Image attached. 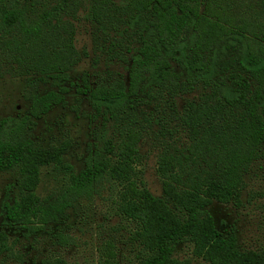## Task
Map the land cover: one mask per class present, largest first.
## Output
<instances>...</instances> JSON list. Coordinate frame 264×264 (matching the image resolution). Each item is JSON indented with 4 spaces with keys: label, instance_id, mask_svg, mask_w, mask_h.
Returning <instances> with one entry per match:
<instances>
[{
    "label": "trees",
    "instance_id": "trees-1",
    "mask_svg": "<svg viewBox=\"0 0 264 264\" xmlns=\"http://www.w3.org/2000/svg\"><path fill=\"white\" fill-rule=\"evenodd\" d=\"M79 1L61 0L37 17L17 1L0 0V44L21 56L35 53L34 69L47 86L33 95L27 115L0 121V174L23 170L38 151L26 132L29 123L72 96L86 100L105 121L123 120L125 130L120 139L93 151L66 185L43 200L27 195L26 183H21L18 195L3 205L5 219L36 234L64 223L82 199L93 198L110 181L130 182L125 147L142 131L137 110L154 101L157 111L161 103L169 106L186 143L177 147L176 140L161 157L170 182L162 196L144 191L150 214L158 215L157 226L161 223L140 264H175L182 244L215 264H253L235 229L226 234L218 230L207 207L220 193L240 203L245 177L263 156L264 0L247 16L233 13L231 0H90L97 42L102 38L101 49L106 48L109 58L127 66L126 75L96 83L86 73L74 75L81 59L75 34L59 17L63 5L73 8ZM194 93L182 109L177 107L178 97ZM129 206L138 211L134 202ZM1 249L12 251L5 240Z\"/></svg>",
    "mask_w": 264,
    "mask_h": 264
},
{
    "label": "rangeland",
    "instance_id": "rangeland-1",
    "mask_svg": "<svg viewBox=\"0 0 264 264\" xmlns=\"http://www.w3.org/2000/svg\"><path fill=\"white\" fill-rule=\"evenodd\" d=\"M11 1L27 7V12L37 17L53 11L61 2L5 0L6 4ZM257 3L258 0H231L230 5L233 13L247 16L255 12ZM63 6L66 8L60 10L59 17L68 31L73 30L81 58L74 75L86 73L90 83L112 75H126V64L118 58H109L106 48L101 49L102 38L97 42L96 25L88 14L90 0H80L73 8ZM56 23L53 19V25ZM59 29L63 35V28ZM34 56L35 53L21 56L0 44V121L27 115L33 95L46 90L40 72L34 69L37 62ZM196 95L178 97L177 107L182 109ZM148 104L137 110V127L142 131L138 130L139 139L127 143L123 156L132 169L131 181H110L93 198L82 199L64 223L42 228L36 234L7 222L4 203L18 195L23 182L26 194L33 198L43 200L52 195L67 184L72 172L84 167L93 151L103 147L107 140L120 139L126 124L123 120H103L86 100L77 96L68 98L65 105L49 114L32 119L26 132L37 143L38 151L28 157L23 170L0 174V264H44L46 260L53 264H140L148 239L158 234L161 223L160 220L157 226L158 215L153 211L150 214L144 191L162 196L170 182L164 178L166 167L161 157L176 140L180 141L177 147L186 143V134L171 117L169 106L161 103L157 111L154 101ZM146 119L151 122L147 123ZM217 197L207 207L216 228L225 234L234 228L240 248L251 254L253 264H264V150L245 177L238 198L240 203L224 193ZM131 202L137 204L139 212L130 210ZM59 234L68 244L61 242ZM2 240L12 248L10 252L15 257L2 251ZM207 256L198 255L191 246L182 244L174 261L175 264H215Z\"/></svg>",
    "mask_w": 264,
    "mask_h": 264
}]
</instances>
